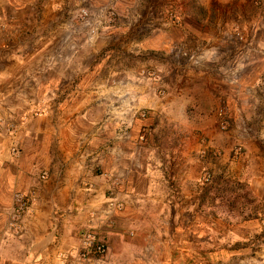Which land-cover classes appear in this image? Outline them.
Returning <instances> with one entry per match:
<instances>
[{
    "label": "rangeland",
    "instance_id": "obj_1",
    "mask_svg": "<svg viewBox=\"0 0 264 264\" xmlns=\"http://www.w3.org/2000/svg\"><path fill=\"white\" fill-rule=\"evenodd\" d=\"M2 13V116L94 105L98 129L124 102L156 125L175 185L193 172L208 223L264 218V0H0ZM245 168L250 185L231 177Z\"/></svg>",
    "mask_w": 264,
    "mask_h": 264
},
{
    "label": "crops",
    "instance_id": "obj_2",
    "mask_svg": "<svg viewBox=\"0 0 264 264\" xmlns=\"http://www.w3.org/2000/svg\"><path fill=\"white\" fill-rule=\"evenodd\" d=\"M48 102L37 116L21 107L18 129L0 132V264H264V234L257 235L264 218L208 223L200 197L193 199L201 192L190 186L193 172L179 171L175 185L160 162L154 124L121 102L106 107L110 117L97 129L98 107ZM241 174L254 183L246 168L231 177ZM17 192L31 200L13 233L7 222ZM108 207L112 213L97 220ZM89 225L108 247L101 262L77 257L79 231Z\"/></svg>",
    "mask_w": 264,
    "mask_h": 264
},
{
    "label": "built area",
    "instance_id": "obj_3",
    "mask_svg": "<svg viewBox=\"0 0 264 264\" xmlns=\"http://www.w3.org/2000/svg\"><path fill=\"white\" fill-rule=\"evenodd\" d=\"M4 94L3 90L0 87V107L3 104ZM42 112V109H40V112ZM38 114V111L35 113ZM25 117V116H24ZM19 126V120L17 117H15L14 114H12L10 111L9 113L5 115H0V132L2 130L15 132L18 129ZM239 148L235 150V155L238 152ZM11 151L13 153H17V148L15 146H12ZM203 179L207 180L210 178L209 173H204L202 176ZM30 197L28 195H23L22 193H15L13 195V201L14 205L12 207V211L9 217V220L7 222L8 229L11 232L18 233L19 227H20V219L23 215H25L29 202ZM113 211L112 208H107L105 212V216ZM99 221H102V216H97ZM78 253L77 257L81 258L85 261V263H91L94 261H102L106 251L107 246L103 239H101L97 232L95 231L94 227L92 225H89L87 227H84L80 230L79 233V246H78ZM65 260L73 259L74 256L69 254H63L61 255Z\"/></svg>",
    "mask_w": 264,
    "mask_h": 264
},
{
    "label": "clouds",
    "instance_id": "obj_4",
    "mask_svg": "<svg viewBox=\"0 0 264 264\" xmlns=\"http://www.w3.org/2000/svg\"><path fill=\"white\" fill-rule=\"evenodd\" d=\"M42 110H43V109H42ZM13 202H14V201H13ZM114 208H115V206H114ZM113 210H114V209H113ZM111 213H112V212H111ZM97 216H98V215H96V219L98 220ZM100 216H102V214H101ZM105 217H106V216H102L103 219H104ZM102 221H103V220H102ZM102 221H100V222H102ZM95 228H97V227L94 226V229H95ZM82 229H83V228H82ZM80 230H81V229H80ZM95 231H96V230H95ZM13 233H14V232H13ZM79 233H80V231H79ZM97 234H98V233H97ZM98 236H99V235H98ZM99 237H100V236H99ZM100 238H101V237H100ZM101 239H103V238H101ZM103 240H104V239H103ZM104 242H105V241H104ZM105 244H106V243H105ZM78 246H79V245H78ZM106 246H107V245H106ZM107 250H108V247H107ZM106 252H107V251H106ZM105 255H106V254H105ZM104 257H105V256H104ZM103 260H104V258H103ZM103 260H102V261H103ZM94 262H101V261H94Z\"/></svg>",
    "mask_w": 264,
    "mask_h": 264
}]
</instances>
